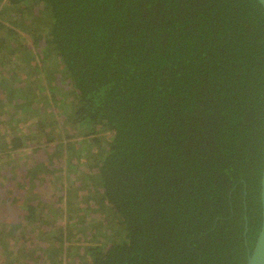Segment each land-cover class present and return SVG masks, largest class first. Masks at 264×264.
Returning <instances> with one entry per match:
<instances>
[{
	"label": "trees",
	"instance_id": "trees-1",
	"mask_svg": "<svg viewBox=\"0 0 264 264\" xmlns=\"http://www.w3.org/2000/svg\"><path fill=\"white\" fill-rule=\"evenodd\" d=\"M263 169L257 0H0V264H247Z\"/></svg>",
	"mask_w": 264,
	"mask_h": 264
},
{
	"label": "water",
	"instance_id": "water-1",
	"mask_svg": "<svg viewBox=\"0 0 264 264\" xmlns=\"http://www.w3.org/2000/svg\"><path fill=\"white\" fill-rule=\"evenodd\" d=\"M257 2L264 10V0H257ZM261 217L260 231L252 251L248 252L247 264H264V169L261 177Z\"/></svg>",
	"mask_w": 264,
	"mask_h": 264
},
{
	"label": "flooded vegetation",
	"instance_id": "flooded-vegetation-1",
	"mask_svg": "<svg viewBox=\"0 0 264 264\" xmlns=\"http://www.w3.org/2000/svg\"><path fill=\"white\" fill-rule=\"evenodd\" d=\"M245 192H247L246 189H245ZM261 221H262V217H261ZM260 227H261V226H260ZM245 228H246V227H245ZM247 232H248V230L245 229V234H244L245 237H246ZM257 236H258V235H257ZM256 239H257V237H256ZM255 242H256V240H255ZM244 244H245L246 249H247L246 257H248V252L251 251V250H250V248H249V246H248V241H247L246 238L244 239Z\"/></svg>",
	"mask_w": 264,
	"mask_h": 264
}]
</instances>
